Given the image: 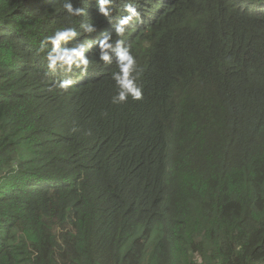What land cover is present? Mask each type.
I'll use <instances>...</instances> for the list:
<instances>
[{
  "label": "trees",
  "instance_id": "16d2710c",
  "mask_svg": "<svg viewBox=\"0 0 264 264\" xmlns=\"http://www.w3.org/2000/svg\"><path fill=\"white\" fill-rule=\"evenodd\" d=\"M65 2L0 0V264H264V0ZM64 27L123 39L142 99L99 48L52 72Z\"/></svg>",
  "mask_w": 264,
  "mask_h": 264
},
{
  "label": "clouds",
  "instance_id": "9594fccd",
  "mask_svg": "<svg viewBox=\"0 0 264 264\" xmlns=\"http://www.w3.org/2000/svg\"><path fill=\"white\" fill-rule=\"evenodd\" d=\"M98 11L104 17L109 18L111 23L112 7L114 0H96ZM64 9L68 16L79 17L84 14V9L74 7L72 0H66ZM125 11L128 15L119 19L114 25L117 36L123 37L131 25L134 18H139L137 8L131 3L125 5ZM81 28L89 34L94 33L96 28L92 24H81ZM107 27L103 32L96 37L93 35L90 43L77 42L73 47L62 46L75 39L80 33L74 27H64L57 30L53 35L46 37L41 42L40 51H44L50 44L51 49L47 51L48 68L55 72L58 68L72 73L73 69H79L82 75H86L89 69V75L95 72L94 62L96 60L95 51L99 48V59L106 65H111L113 57H115L116 64L119 71L112 73V78L116 82L119 89L118 93L112 97L113 104L126 103L129 98L132 100H140L143 96L142 86L138 83L141 70L137 63L136 57L132 50L125 44L123 39L112 42L111 35L106 34ZM112 31H114L112 29ZM98 32V31H97ZM92 52L94 59L91 60L86 53ZM89 52V55H90ZM93 62V64H91ZM73 81L71 79L60 81L58 87L64 90L72 87ZM75 131V129H74ZM196 264H200V258L196 257Z\"/></svg>",
  "mask_w": 264,
  "mask_h": 264
},
{
  "label": "rangeland",
  "instance_id": "374dc122",
  "mask_svg": "<svg viewBox=\"0 0 264 264\" xmlns=\"http://www.w3.org/2000/svg\"><path fill=\"white\" fill-rule=\"evenodd\" d=\"M97 31H98V32H97V34H96V37H97L98 35H100V34L103 32V29L98 28ZM84 43H85V44H88V43L91 44V42L89 41V39H87ZM89 52H90V51H89ZM89 57H90L91 60H93V59H94V54H93L92 52H90ZM88 73H89V69H88Z\"/></svg>",
  "mask_w": 264,
  "mask_h": 264
}]
</instances>
